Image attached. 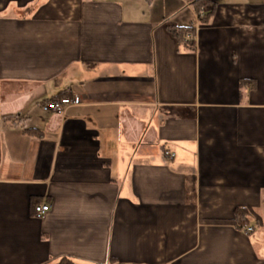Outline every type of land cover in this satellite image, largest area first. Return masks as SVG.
<instances>
[{"label":"crops","instance_id":"crops-1","mask_svg":"<svg viewBox=\"0 0 264 264\" xmlns=\"http://www.w3.org/2000/svg\"><path fill=\"white\" fill-rule=\"evenodd\" d=\"M195 1L0 0V264H264V0Z\"/></svg>","mask_w":264,"mask_h":264},{"label":"trees","instance_id":"trees-1","mask_svg":"<svg viewBox=\"0 0 264 264\" xmlns=\"http://www.w3.org/2000/svg\"><path fill=\"white\" fill-rule=\"evenodd\" d=\"M194 5H196V10L198 13H201L205 7H210L209 13H206L204 17L202 18V23H207L216 11V5L212 3L210 0H196L194 2ZM171 31L180 40H183L188 34L194 37V33H195L194 28L192 27L185 28V29H172ZM193 39L194 38L188 40L189 47L191 49H194L195 47V43ZM248 83H251V81L244 80L240 82V85H245ZM235 219H236L237 224H239L240 228H242L243 226H249V211L243 207L236 208L235 209ZM55 264H79V263L74 262L73 260L68 259V258H63Z\"/></svg>","mask_w":264,"mask_h":264},{"label":"built area","instance_id":"built-area-1","mask_svg":"<svg viewBox=\"0 0 264 264\" xmlns=\"http://www.w3.org/2000/svg\"><path fill=\"white\" fill-rule=\"evenodd\" d=\"M204 17L203 11L199 14L198 19L194 21L191 25L192 28H197L199 25V19ZM193 36L188 34L186 39L190 40ZM81 103L80 98L77 96H66L59 99H54L48 102L44 107L43 110L46 112H52L55 114H62L64 113L69 107L77 106ZM169 157H174V154L166 153ZM50 211V206L48 204H38L34 207V214L38 218H43L48 212ZM242 230L250 234L254 231L252 226H243Z\"/></svg>","mask_w":264,"mask_h":264},{"label":"rangeland","instance_id":"rangeland-1","mask_svg":"<svg viewBox=\"0 0 264 264\" xmlns=\"http://www.w3.org/2000/svg\"><path fill=\"white\" fill-rule=\"evenodd\" d=\"M255 223V222H254ZM264 227H262L261 229H263ZM262 231V230H261ZM262 232H264V230L262 231Z\"/></svg>","mask_w":264,"mask_h":264}]
</instances>
